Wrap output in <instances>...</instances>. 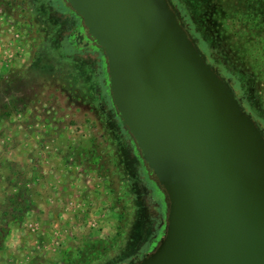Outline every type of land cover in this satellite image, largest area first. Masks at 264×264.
<instances>
[{
	"label": "rangeland",
	"instance_id": "obj_1",
	"mask_svg": "<svg viewBox=\"0 0 264 264\" xmlns=\"http://www.w3.org/2000/svg\"><path fill=\"white\" fill-rule=\"evenodd\" d=\"M175 1L189 24L206 16L209 0ZM69 11L0 0V264H119L157 235L161 193L105 112L101 54L68 40Z\"/></svg>",
	"mask_w": 264,
	"mask_h": 264
},
{
	"label": "water",
	"instance_id": "obj_2",
	"mask_svg": "<svg viewBox=\"0 0 264 264\" xmlns=\"http://www.w3.org/2000/svg\"><path fill=\"white\" fill-rule=\"evenodd\" d=\"M64 1L164 203L154 246L123 264H264V129L173 1Z\"/></svg>",
	"mask_w": 264,
	"mask_h": 264
},
{
	"label": "flooded vegetation",
	"instance_id": "obj_3",
	"mask_svg": "<svg viewBox=\"0 0 264 264\" xmlns=\"http://www.w3.org/2000/svg\"><path fill=\"white\" fill-rule=\"evenodd\" d=\"M63 4L66 3L64 0ZM177 7L185 27L196 39V42L202 52L205 54L207 61L218 70L229 82L235 97L238 99L244 109L250 113L264 129L261 121L257 119L253 113H264V0H209L207 2L208 10L206 16L195 19L191 24L188 23L185 16L181 13L175 0H172ZM201 11V9L199 10ZM70 14L78 19L74 28L68 33V40L75 44L77 47L88 48L91 51L101 52L96 49L92 40L87 39L85 34L80 28V20L71 11ZM206 20V21H204ZM207 30L211 35L207 37L198 36L196 33ZM215 41L219 44L222 41L223 52H218ZM203 45L211 46L208 51L203 49ZM101 61L103 62L102 55ZM103 83L105 95L107 93L106 76L104 73L103 65ZM234 82H238V88L234 86ZM97 99H101V95L96 93ZM110 102V109H106V113L111 119L118 117L114 113L112 104ZM100 109L105 108L99 102ZM102 112V111H101ZM264 117V116H263ZM129 144L131 143L129 137ZM129 147H127L128 149ZM136 156V155H135ZM134 157V155H133ZM135 158V157H134ZM139 157H137V161ZM145 171L142 163H140ZM150 179L153 189L156 191L150 175L145 171ZM158 200V208L160 220L157 226L158 232L162 230L163 224V199L160 197ZM157 235L149 244V249L140 256H132L127 261L119 263L123 264L129 260H135L142 257L152 247L151 245L156 242Z\"/></svg>",
	"mask_w": 264,
	"mask_h": 264
},
{
	"label": "trees",
	"instance_id": "obj_4",
	"mask_svg": "<svg viewBox=\"0 0 264 264\" xmlns=\"http://www.w3.org/2000/svg\"><path fill=\"white\" fill-rule=\"evenodd\" d=\"M125 133H126V132H125ZM126 136H127V134H126ZM127 137H128V136H127ZM129 145H131V144H129ZM131 147H132V145H131ZM132 153H133L134 157L137 159L138 156H137L135 150H134V151L132 150ZM135 155H136V156H135ZM138 160H140V159H138ZM139 163H141V161H139Z\"/></svg>",
	"mask_w": 264,
	"mask_h": 264
}]
</instances>
